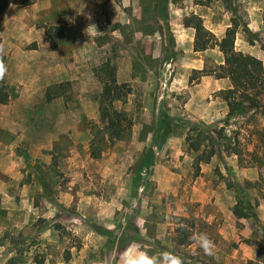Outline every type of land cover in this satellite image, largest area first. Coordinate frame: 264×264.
<instances>
[{
    "label": "rangeland",
    "instance_id": "rangeland-1",
    "mask_svg": "<svg viewBox=\"0 0 264 264\" xmlns=\"http://www.w3.org/2000/svg\"><path fill=\"white\" fill-rule=\"evenodd\" d=\"M109 1L96 3L93 19L88 22L92 41L87 49L92 66L85 73L92 83L90 107L81 106L86 91L74 83L47 87L39 68V62L47 61L39 54L45 49L26 59L29 65L37 66L27 74L36 76L40 89L46 86L45 99L51 104L28 108L31 121L41 118L40 130L49 129V115L93 114L94 104L99 105V113L96 119L82 123L85 136L39 133L36 138L31 134L24 139L27 146L9 150L16 162L0 170V264H125L126 257L141 251L173 252L186 264H247L246 252H236L239 245L228 233H220L223 221L209 223L201 217L211 207L189 201L202 168L197 170L198 154L188 151L186 136L192 122L204 127L225 126L228 136H238L242 142L247 163L252 159L248 152L256 148L254 127L263 125V118L246 116L226 123L228 107L218 94L229 89L231 82L217 79L212 72L223 64L224 56L219 46L195 52V30L187 28L185 21L197 15L196 10H205L206 24L221 44L233 19L246 24L254 36L240 27L236 50L263 64L264 22H248L249 12L240 0H172L171 48L168 43L164 47L153 0H115L119 7L114 4L113 9ZM18 5L24 7L22 0ZM33 25L37 37L39 30L53 24L40 20ZM61 26L64 37L57 35L58 48H51L61 55L62 65L70 67L76 60L69 58L75 48L74 37L68 23ZM24 49L39 50V44L30 41ZM109 60L116 75L120 68L131 70L132 75L131 94L113 102L112 107L104 104L105 110L112 108L127 116L120 139L115 138V130H110V121L101 110ZM77 61L86 67V59ZM61 103L67 105L65 112ZM38 141L45 147H38ZM210 163L214 182L230 189L232 200L240 202L242 208L264 217V167L243 168L238 157L224 149ZM246 170L247 176L243 173ZM182 218L194 222L195 239L191 245L179 247L177 229L189 225ZM247 221L253 235L242 238L241 243L253 245L254 259L264 264V221ZM201 234L213 241L212 255L200 248Z\"/></svg>",
    "mask_w": 264,
    "mask_h": 264
},
{
    "label": "crops",
    "instance_id": "crops-1",
    "mask_svg": "<svg viewBox=\"0 0 264 264\" xmlns=\"http://www.w3.org/2000/svg\"><path fill=\"white\" fill-rule=\"evenodd\" d=\"M63 1L65 2L63 3ZM240 1L245 3L249 12L248 22H264V0ZM96 3L101 5V0H35L28 7H21L18 4L10 6L0 18L1 53L7 58L4 76L11 94L10 101L7 105L0 104V170L15 161L13 158L15 154L9 150L27 146L24 143V139L31 137V134L36 138H39V133H53L55 137H60L63 134L82 137L87 133V130L82 127V123L88 119L97 118L99 105L94 104L96 108L93 114L85 112L80 117H67L65 113L61 112L57 115H49V129L42 128L40 130L39 123L41 121L38 119L41 118L37 117L35 121H31V118L28 116V108L39 105L40 103L44 104V106L51 104H47L45 99L46 86L40 89L36 86L38 82L36 76L32 77L27 74L29 71H34L37 66L35 64L31 66L26 61L27 57L38 53L42 48L45 49L39 54L41 58H46L47 61L39 62V68L43 74V81H48L47 87L50 88L51 86L64 82L74 83L86 91L81 106L90 107L92 83L86 76L85 69L90 70L92 66V63H89L90 57L87 49L92 41L88 31V22H91L93 19ZM114 4L118 6L117 1H109L110 8L113 9ZM60 11L67 12V15ZM204 12L205 10H196L195 14L203 19L204 25L209 31L214 32L206 24L207 21L205 20L206 16ZM33 17L35 18L34 20ZM40 20H48L55 27H62L61 25L68 23L69 29H71L70 32L74 37L72 40L75 42L73 54L72 56L69 55L70 59L71 57L76 58L73 65L70 67H66L65 65L64 67L62 65V57H59L61 55L51 48V44L47 40L45 27L43 30H39L40 34L37 37L35 36L33 24ZM30 41L38 42L39 50H25L24 46L30 43ZM81 59H86V67H84V64L78 65L77 60ZM116 77L119 84H129L132 79L131 70L123 71L120 68L117 71ZM86 80H89V82ZM36 95L39 96L37 99L35 98ZM56 100L59 101L60 99ZM61 107H64L65 112L67 105L61 103ZM21 108L27 109L21 110ZM42 120L44 122V116ZM63 123H66V125L62 126ZM3 136L9 137L10 139L6 140L7 138L4 139ZM37 144L38 147H45L44 142L40 143L38 141ZM201 168V175L193 182L194 185L189 201L191 203H198L202 208L206 209L210 206L211 210L205 211L201 217L209 223L223 221L220 225L222 228L220 233L223 235L228 233L231 240L239 245V250H236V252L240 250L246 252L247 258L244 259L247 263L249 261H256L253 256L255 247L246 242L241 243L242 238H251L254 230L253 227L247 220L239 219L233 214L232 208L237 203L232 200V192L230 189L223 184L217 185L214 182L216 176L212 171L211 163L202 164ZM243 173L245 176L248 174L247 170ZM258 219L261 222L264 221L263 216L259 215ZM233 257L237 256L234 255Z\"/></svg>",
    "mask_w": 264,
    "mask_h": 264
},
{
    "label": "trees",
    "instance_id": "trees-1",
    "mask_svg": "<svg viewBox=\"0 0 264 264\" xmlns=\"http://www.w3.org/2000/svg\"><path fill=\"white\" fill-rule=\"evenodd\" d=\"M20 1L21 0H0V18L10 6L18 4ZM171 2L172 0H153L152 8L155 21L163 39L164 47H166L168 43L171 48H173L174 44L169 25V9ZM22 4L24 7H28L33 4V1L22 0ZM185 26L195 30V52H205L219 46L224 56L223 64L217 66L212 72L217 79H229L231 82V87L229 89L221 90L218 94V97L221 98L228 107L226 123H229V120L234 118L246 116L254 119L261 116L264 122V64L260 59L252 55L237 51L235 46L236 36L240 27H242L243 31L250 37L254 36L248 26L233 19L231 26L226 31L223 44L218 41L213 32L205 27L203 19L197 15L187 18ZM45 31L47 40L52 48L57 50L58 47L55 39L57 35L58 38L64 37V29L61 27L49 26L45 27ZM250 43L252 44L253 40L250 39ZM1 45L2 39L0 37V65L4 68L3 74L0 75V104L7 105L10 101L11 94L4 78L7 58L1 53ZM166 51L167 50H165V53ZM105 67L109 76L104 82V89L101 97L102 116L109 119L111 124L110 130H115L116 137H113L120 139L122 137V132L125 131L123 121L127 119V116L125 113L112 108L105 110L106 106L104 109V104H108L112 107L113 102L125 100L127 96L131 94V86L127 83H118L116 67L112 65L110 60L105 64ZM196 72L200 73V75L204 73V71ZM51 99L48 93V100ZM191 126L192 128L186 136V144L189 152L198 154L197 170H200L202 164H209L215 156L220 154L221 149H224L229 155L237 156L239 165L243 168L264 167V124L254 127L256 148L253 152H248L252 159L247 163L243 160L244 150L242 142L238 139V136H228L225 126L219 127V125H212L210 127H204L197 122H192ZM166 131L167 134L170 132L169 125ZM94 157L99 158L100 155H95ZM141 167L142 164L139 165V169ZM229 186L231 187V184H229ZM233 214L239 219L248 220L253 218L255 222L259 224V219L256 215L252 214L251 208H242L240 202H237L233 208ZM182 221H187L189 225H181L177 229L178 236L176 242L179 247L191 245L195 237L193 232L195 227L194 222L188 221V219L184 220L183 218ZM189 229H191L192 232H190ZM247 264L262 263L257 260L249 261Z\"/></svg>",
    "mask_w": 264,
    "mask_h": 264
},
{
    "label": "clouds",
    "instance_id": "clouds-1",
    "mask_svg": "<svg viewBox=\"0 0 264 264\" xmlns=\"http://www.w3.org/2000/svg\"><path fill=\"white\" fill-rule=\"evenodd\" d=\"M3 72L4 68L0 65V75H2ZM199 246L206 255L213 254L214 243L207 235H200ZM125 264H186V261L184 258L169 251H164L160 254L141 251L126 257Z\"/></svg>",
    "mask_w": 264,
    "mask_h": 264
}]
</instances>
